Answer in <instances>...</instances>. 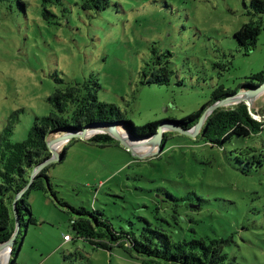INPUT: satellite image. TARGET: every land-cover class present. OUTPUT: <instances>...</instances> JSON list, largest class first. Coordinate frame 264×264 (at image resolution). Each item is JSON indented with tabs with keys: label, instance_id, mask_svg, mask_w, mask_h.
Segmentation results:
<instances>
[{
	"label": "rangeland",
	"instance_id": "1",
	"mask_svg": "<svg viewBox=\"0 0 264 264\" xmlns=\"http://www.w3.org/2000/svg\"><path fill=\"white\" fill-rule=\"evenodd\" d=\"M251 1L112 0L101 11H85L80 0H65L51 7L56 16L49 18L42 0L1 2L0 140L10 125L9 139L24 140L35 117L52 111L48 98L56 88L89 78L101 85L99 100L116 104L140 127L181 120L208 103L220 85L236 89L264 69V13L250 15ZM253 19L263 28L247 53L235 33ZM154 45L173 53L169 84L141 83ZM253 105L264 107V92ZM170 136L165 150L153 143L139 147L149 153L144 158L121 144L67 140L59 147H68L64 159L49 165L53 188L72 206L104 211L117 229L138 230L148 219L163 224L174 240L226 239L229 260L264 264V161L243 171L235 157L247 147L264 154V129L225 146L175 131ZM29 200L37 222L23 226L18 264H149L117 245L106 250L82 238L64 242L66 232L76 237L72 220L79 214L44 191H32Z\"/></svg>",
	"mask_w": 264,
	"mask_h": 264
},
{
	"label": "trees",
	"instance_id": "2",
	"mask_svg": "<svg viewBox=\"0 0 264 264\" xmlns=\"http://www.w3.org/2000/svg\"><path fill=\"white\" fill-rule=\"evenodd\" d=\"M6 0H0V3ZM21 1V0H20ZM43 15L46 18L55 17L51 7L62 6L65 0H42ZM112 0H80V6L85 11H101L111 4ZM252 16L264 13V0H252L248 12ZM262 24L254 19L243 24L236 31L235 37L247 53L252 51L262 31ZM154 55L142 70V84H169L175 70L172 66L173 53L169 49L161 50L157 45L152 47ZM249 81L241 84L236 89L226 88L220 85L214 89L211 100L197 111L189 114L181 120L171 119L174 124L184 129H190L200 119L203 112L212 104L229 96L236 94L242 88L253 89L264 82V69L252 74ZM63 82L61 78H57ZM100 83L95 78L86 79L76 84L62 85L56 88L48 98L52 104V111L45 116H36L28 136L22 141L12 142L9 139L13 132V126L5 128V135L0 140V244L9 240L15 229L14 201L17 195L26 187L32 171L37 165L50 156L48 140L50 134L60 135L82 131L88 124V128L111 127L116 125L119 130L124 129L138 138L152 136L157 133L159 125L163 120L148 122L138 126L131 120L125 118L119 107L114 103L103 102L98 98ZM252 112L262 116V120L256 119ZM103 129V128H102ZM264 129V107L257 109L256 106L249 107L244 101L217 108L206 119L200 134L196 139H201L205 144L225 146L237 138L250 137L259 134ZM181 134V133H179ZM184 135V134H182ZM187 136V135H186ZM170 130L164 132L161 147H167L170 139ZM88 141L99 145H120V142L105 130H95L90 134ZM65 145L62 150L67 151ZM237 148V150H239ZM254 147H247L246 154L241 156L229 153V157L235 156L238 163L245 167H258L263 164L264 154H253ZM243 152V151H242ZM251 153V154H250ZM49 165L36 176L31 188L16 202V209L21 222V231L13 248V254L8 264H18L16 249L23 243V226L29 223L35 224L32 204L29 196L32 191L40 190L50 193L54 200L62 206H67L73 213L79 214L80 220H72L76 237L72 233L63 234L64 242H71L76 238H82L89 242L94 248L110 250L117 245L125 251L144 256V262L156 264L162 259L172 264H238L228 259L223 250L226 239H206L204 237H193L191 239L174 240L172 235L160 223H153L145 219V224L138 230L117 229L114 224L105 217L104 211L88 209L84 206L75 207L57 195L53 188L51 176L48 174ZM170 198L177 200L172 193H167ZM162 202V199L158 200ZM165 202V200H163ZM176 214L171 215L177 220ZM29 216L28 219L25 217ZM158 220L171 224L164 216L157 217ZM132 224L133 222L130 221ZM26 229L24 230L25 233ZM65 234L71 235V240L64 238Z\"/></svg>",
	"mask_w": 264,
	"mask_h": 264
},
{
	"label": "water",
	"instance_id": "3",
	"mask_svg": "<svg viewBox=\"0 0 264 264\" xmlns=\"http://www.w3.org/2000/svg\"><path fill=\"white\" fill-rule=\"evenodd\" d=\"M262 92H264V82L262 84H260L258 87L253 88V89L242 88L236 94L229 96L225 99H222L220 101H217L214 104L210 105L203 112L199 121L190 129H184V128L180 127L179 125L174 124L175 122H172L171 120H169V121L163 120V122L158 127L157 133L152 135V136L138 138V137H135L134 135L127 132L129 135V137H127L117 128L116 125H112L111 127L113 130L111 132H108V133L112 137H114L116 140H118L120 142V144L123 145L125 148H127V150L130 151L135 157L144 158L149 153H144V154L140 153L139 147H141L143 145H148L150 143H153L154 146H156V145L161 146L165 131H167V130L168 131L169 130L175 131V132L196 138L200 134L201 128L203 127L208 116L211 113H213L217 108L224 107L228 104L239 103L242 101L246 102L249 107H252L255 97H257V95H259ZM94 124L97 125L99 123H91V124H88L85 127V129L82 131H76L73 133H64V134L56 135L53 139L48 140L47 144H48V148H49L50 153H51L50 156L46 160H44L43 162H41L39 165H37L35 167V169L31 173L28 184L17 195V197L14 201L15 229H14V232H13L11 238L9 240H7L6 242H3L0 244V264H8L9 263V261L12 257V254H13V248L16 245V240H17V238L20 234V231H21V222H20L18 212L16 209L17 200L20 197H22L31 188L36 176L40 173V171H42L46 166H48L54 162L62 161L64 159L67 152H66V150L63 151L62 149H60L59 148L60 145H63L67 140H70L72 138H81V139L87 138L88 134H89L88 133V130H89L88 127L91 125H94ZM135 141H141V142H135ZM60 142H61V144L56 147L55 145L57 143H60ZM163 147H164V144L161 148H163ZM25 236H26V233L24 235V238H25ZM21 247H22V244L16 249V256L19 254ZM7 249H9V256L7 259H5L1 253Z\"/></svg>",
	"mask_w": 264,
	"mask_h": 264
},
{
	"label": "bare ground",
	"instance_id": "4",
	"mask_svg": "<svg viewBox=\"0 0 264 264\" xmlns=\"http://www.w3.org/2000/svg\"><path fill=\"white\" fill-rule=\"evenodd\" d=\"M103 128V129H102ZM95 130H105V131H107V132H111L113 129H112V127H97V128H91V129H89L88 130V133H90V134H92V133H94V131ZM122 132V131H121ZM124 135H126L127 137H129V135H128V133L126 132H122ZM89 134V135H90ZM61 144V142L60 143H57L55 146L57 147V146H59ZM3 252H6V254H7V258H8V256H9V249H7V250H5V251H3ZM6 258V259H7Z\"/></svg>",
	"mask_w": 264,
	"mask_h": 264
},
{
	"label": "built area",
	"instance_id": "5",
	"mask_svg": "<svg viewBox=\"0 0 264 264\" xmlns=\"http://www.w3.org/2000/svg\"><path fill=\"white\" fill-rule=\"evenodd\" d=\"M253 114V113H252ZM253 116L256 118V119H258V120H261V116L260 115H256V114H253ZM64 238H65V240H67V241H69V240H71V235L70 234H65L64 235Z\"/></svg>",
	"mask_w": 264,
	"mask_h": 264
},
{
	"label": "crops",
	"instance_id": "6",
	"mask_svg": "<svg viewBox=\"0 0 264 264\" xmlns=\"http://www.w3.org/2000/svg\"><path fill=\"white\" fill-rule=\"evenodd\" d=\"M35 197H36V196H34V199H35ZM1 254L3 255V257H4L5 259L7 258V254H6V252H2Z\"/></svg>",
	"mask_w": 264,
	"mask_h": 264
},
{
	"label": "clouds",
	"instance_id": "7",
	"mask_svg": "<svg viewBox=\"0 0 264 264\" xmlns=\"http://www.w3.org/2000/svg\"><path fill=\"white\" fill-rule=\"evenodd\" d=\"M253 113V112H252ZM258 115H260V114H258ZM261 116V115H260ZM262 117V116H261ZM261 120H262V118H261ZM89 136V135H88ZM10 262V261H9Z\"/></svg>",
	"mask_w": 264,
	"mask_h": 264
}]
</instances>
